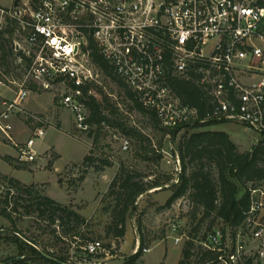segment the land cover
I'll return each instance as SVG.
<instances>
[{"label":"built area","instance_id":"2783aa9c","mask_svg":"<svg viewBox=\"0 0 264 264\" xmlns=\"http://www.w3.org/2000/svg\"><path fill=\"white\" fill-rule=\"evenodd\" d=\"M9 4L0 0V33L15 20L29 48L23 54L32 59L21 82L11 83L18 90L0 113V149L12 147L18 163L40 158L34 147L45 134L37 126L22 143L14 138L17 115L42 123L23 108L31 83L44 88L45 80L66 83L68 93L61 104L72 114L77 130L88 129L81 98L83 87L97 85L104 75L93 60L96 54L142 107L155 113L165 130L236 122L264 139V8L255 0H9ZM180 81L198 90L199 105L178 96ZM129 148V141L121 139V151ZM175 157L179 174L180 160ZM263 186L248 189L249 210L239 227L228 232L217 226L204 234L199 247L212 256L205 264H264ZM171 232H177L175 225ZM182 238L176 235L174 244ZM87 252L108 255L97 241L87 246Z\"/></svg>","mask_w":264,"mask_h":264},{"label":"rangeland","instance_id":"374dc122","mask_svg":"<svg viewBox=\"0 0 264 264\" xmlns=\"http://www.w3.org/2000/svg\"><path fill=\"white\" fill-rule=\"evenodd\" d=\"M255 1H260L262 4L260 6L264 8V0ZM2 2L6 7L10 6L9 0ZM1 39L5 43V57L2 55L3 51H0V80L3 82V86H0V113L18 90L17 86L11 83L21 82L24 75L18 59L19 54L23 53V50H29L23 42L20 29H16L12 40H9L7 35ZM11 50L12 54H10ZM44 83L47 84V88H44L42 83H31L28 86L30 90L28 102H37L34 103L35 105L39 103L38 108L34 107L39 112L27 111V113L38 117L42 123L37 124L25 115H17L13 121L14 138L20 143L27 140L37 126L44 128V137L36 140L34 147L41 155L40 158L31 164H21L16 159L9 158L3 151L0 152V156L3 155L1 159L17 171L8 172L7 164L0 162V201L8 198L10 208L16 207V212H11L14 224L0 216V237H9L12 236L9 233L17 232L20 237L37 243L38 248L68 256L73 262L81 258L84 263L90 261L101 264H121L138 252L142 242V249L149 251L141 252L140 261L144 264H176L185 242L194 235V246L198 248L192 251L194 253L190 259L192 263L196 258L195 254L200 250L203 251L199 248V243L203 241V235L208 231L210 220L202 221L201 213L194 215L193 206L187 197L176 201L169 208L164 206L171 195L168 187L171 183H175L178 176L174 163L178 143L193 132L223 131L240 150L247 152L264 139L236 122L210 125L201 129H183L172 138L170 131L155 129L146 115L133 108V104L125 97L123 88L117 82L101 75L98 78V86H94L101 89L108 103L117 109L116 116L111 115V117L117 118L128 127L137 129L145 136L144 146L150 147L148 150L154 152L144 151L138 142L124 135L121 130L107 125H103L99 130V140L94 147L92 143L97 127H89L83 132L77 130L72 114L61 104L63 95L68 93V85L60 80H45ZM24 104L26 105L27 102ZM30 107L32 108V104ZM124 138L130 143L127 152L120 149V141ZM87 155L108 161L111 165L103 167L98 160L96 165L102 167V170L86 168L82 162ZM158 155H162L161 160H157ZM121 164L148 175V179L156 177L162 179L164 176L173 178L170 183L162 187L161 193L149 194L154 192L152 190L138 198L135 211L127 220V233L123 243L105 234L110 215L104 210L106 203H103L109 184ZM10 178L18 181L21 187H27L34 193L47 196L82 215L86 219L87 226L81 230V234L86 239L100 242L104 247L110 245L109 250L104 249L108 255L104 254L101 259L97 256L92 257L91 260L86 261L83 253H76L75 243L71 238L64 237L60 229H55L46 220L39 219L36 213H28L32 211L30 205L33 200L23 194L18 195L8 182ZM157 190L160 191L159 188ZM243 192L244 190L241 191L240 196ZM12 197L15 199L13 200ZM172 225L177 227V232H171ZM217 226L230 231L220 221L215 222L210 228ZM176 235L183 236L178 245L173 242ZM14 255H16L15 245L6 240L0 241V264Z\"/></svg>","mask_w":264,"mask_h":264},{"label":"trees","instance_id":"16d2710c","mask_svg":"<svg viewBox=\"0 0 264 264\" xmlns=\"http://www.w3.org/2000/svg\"><path fill=\"white\" fill-rule=\"evenodd\" d=\"M257 4L262 5L260 1ZM18 28L17 22L11 20L8 21L4 31L0 33V51H3L2 55L4 57L5 43L1 38L7 35L9 40H12ZM11 52L12 50L10 54H12ZM1 58L4 59L3 57ZM18 59L25 72L30 66L32 59L23 53L19 54ZM93 60L103 71L105 77L117 82L123 88L125 97L130 100L135 110L146 115L155 129L163 132L167 131L160 126L155 113L142 107L136 95L130 92L125 83L112 73L108 64L101 57L96 54ZM178 86L181 89V92L178 93L179 97L190 104H200L201 95L196 88L185 81L178 82ZM91 89L92 93L89 94L88 91ZM82 92L81 102L84 104L87 114L85 123L88 128L97 127L92 143L94 147L99 140V130L103 125H107L121 130L124 135L138 142L144 151L154 152L153 150H148L150 147L144 146L145 136L137 129L128 127L117 118H113L117 114V109L108 103L101 89L94 85L84 86ZM216 124H206L200 128ZM194 129H197V127ZM179 131V129L170 131L172 138H175ZM175 153L180 160V173L177 176V182L171 183L168 187L171 190V195L164 205L165 208H169L176 201L187 197L193 206L194 215L201 213L202 221L210 220V226L220 221L231 231L239 227L249 210L248 189L250 187L257 188L264 184V140L256 143L249 151L241 153L238 147L230 140L227 133L204 130L193 132L182 139L178 143ZM161 159L162 155H158L157 160ZM98 160L92 155H87L84 157L82 165L86 168H95V170L100 171L102 167L96 165ZM99 161L103 167L111 165L108 161ZM148 178V175L140 171L126 167L124 164L120 165L103 199V203H106L104 210L110 215V222L105 228V234L111 239L123 242L127 220L133 215L139 197L152 190L156 192L158 188L163 190L162 187L173 180L170 176H164L162 179L160 177L155 179ZM8 182L17 191L18 195L23 194L33 200L30 205L32 211L28 213H36L39 219H44L54 226L55 229H60L64 237L71 238V241L73 240L75 243L76 253H83L86 261L96 256L98 259L104 257V253L92 255L87 252V246L95 242V240L86 239L81 234V230L87 226L86 219L82 215L47 196H41L27 187H21L19 182L14 179L10 178ZM242 190L244 192L240 196ZM12 198L13 200L15 199L14 197ZM11 212H16V207L10 208L8 198L5 201H0V216L14 224ZM54 232L56 231L54 230ZM9 234L12 236L0 237V241L6 240L13 243L16 247V255L7 258L2 264L95 263L90 261L84 263L81 258L73 262L68 256L57 255L45 248H38L37 243L20 237L17 232ZM193 238L194 235L189 241L185 242L178 264H205L212 259L209 253H204L200 250L196 253L199 258L190 263V259L194 254L192 251L198 248L194 246ZM103 248L109 250L111 246H103ZM142 248L141 242L138 252L128 257L121 264H144L140 261Z\"/></svg>","mask_w":264,"mask_h":264},{"label":"crops","instance_id":"0c3cea01","mask_svg":"<svg viewBox=\"0 0 264 264\" xmlns=\"http://www.w3.org/2000/svg\"><path fill=\"white\" fill-rule=\"evenodd\" d=\"M29 98V97H28ZM27 104L25 105H23V108H24V110L25 111H30V112H33V113H37V112H39L38 110H35L34 109V107L35 108H38L39 106V103H38V105H35L34 103H37V102H28V99H27ZM25 102V103H26ZM30 104H32V108L30 107ZM225 124V123H224ZM216 125H220V124H216ZM223 132V131H222ZM226 133V132H225ZM229 136V135H228ZM230 138V137H229ZM231 140V139H230ZM232 141V140H231ZM236 145V144H235ZM237 146V145H236ZM238 150L241 152V153H243V151L242 150H240L239 148H238ZM1 151H3L6 155H8L9 156V158H13V159H15V156H16V152L13 150V148L12 147H10V146H5V147H2L1 149H0V152ZM2 157H3V155H1ZM1 156H0V162L2 163V162H4L3 161V159H1ZM5 164H7L6 163V161L4 162ZM7 167H9V171L8 172H17L15 169L13 170L8 164H7ZM3 174V173H2ZM34 181V180H33ZM34 183H36L35 181H34ZM161 191H163V190H160V191H156V192H160L161 193ZM155 192H150L149 194H154ZM168 198V197H167ZM126 233H127V231H126ZM125 239V238H124ZM123 242H124V240H123ZM122 242V243H123ZM180 258H181V252L179 253V256L177 257V261H176V264H178V262H179V260H180ZM105 261H107V259L105 260Z\"/></svg>","mask_w":264,"mask_h":264},{"label":"water","instance_id":"95a60500","mask_svg":"<svg viewBox=\"0 0 264 264\" xmlns=\"http://www.w3.org/2000/svg\"><path fill=\"white\" fill-rule=\"evenodd\" d=\"M14 6H15V7L17 6V1L15 2Z\"/></svg>","mask_w":264,"mask_h":264}]
</instances>
